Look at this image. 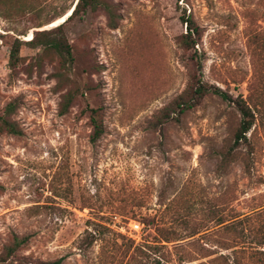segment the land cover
<instances>
[{"label":"rangeland","instance_id":"obj_1","mask_svg":"<svg viewBox=\"0 0 264 264\" xmlns=\"http://www.w3.org/2000/svg\"><path fill=\"white\" fill-rule=\"evenodd\" d=\"M72 2L0 0V113L12 103L21 129L0 133V251L18 235L27 241L14 264H125L124 248L144 243L166 264H222L235 249L258 264L248 255L264 250V125L222 167L240 118L234 104L207 93L176 119L162 111L193 71L247 95L246 32L264 31V0H101L63 24L72 63L59 81L55 53L15 41L53 28ZM183 12L200 30L196 52L177 44ZM88 107L101 110L95 142Z\"/></svg>","mask_w":264,"mask_h":264},{"label":"trees","instance_id":"obj_2","mask_svg":"<svg viewBox=\"0 0 264 264\" xmlns=\"http://www.w3.org/2000/svg\"><path fill=\"white\" fill-rule=\"evenodd\" d=\"M101 0H73V2L65 8L60 14L56 15L47 22L51 24L59 18L66 16L70 11V14L64 21L59 23L50 29L34 30L32 36L27 41H20L16 39V44L24 42L30 47H43L46 51H51L58 56L59 71L56 73L58 80L60 81L65 73H68L71 69L72 63V47L69 44L66 35L64 33L63 24L70 20L75 15H78L87 10H94L99 6ZM73 7V8H72ZM72 8V10H71ZM58 17V18H57ZM181 21L185 24V32L182 33L177 40L179 47L183 49H194L198 43L200 37V30L191 14H183L180 16ZM111 26H115V21H111ZM46 24V25H47ZM247 40L248 48L250 50L251 57V76L247 84V95L244 97L242 94L233 96L228 91L223 90L220 86L208 83L204 81L200 75H196L193 71L190 75V80L186 89L175 97L162 111L164 119H170L171 113L177 115L182 113L185 109L192 107L199 103L204 95L207 93H213L221 97L223 100L229 101L237 108L240 118L234 129L231 144L220 153V166H225L229 162L233 161L237 154L236 150L240 145L247 144L249 141L247 133L257 125H264V31H260L248 27ZM16 48L13 49L11 57H14ZM11 66H14L15 59H10ZM243 81V79L241 80ZM79 92L78 86H71L60 96L58 104V112L60 114L65 113L73 101L77 98ZM14 105L8 103L3 113H0V133L20 134L21 129L18 124L9 118L10 113L13 111ZM91 131L89 140L91 142L97 141L103 133V123L100 108L88 107ZM219 221L218 223H222ZM234 223L224 225V228H230ZM95 231H87L85 238L90 237L94 239ZM90 240V242H91ZM27 236L14 235L11 241L5 244L0 251V264H14L12 257L15 252L26 243ZM264 240L257 242V245L263 244ZM158 245L144 243L142 244H130L123 250V258H126L125 264H166L163 261L162 255H157ZM254 248L248 255L249 257H255L258 264H264V250ZM246 252L245 249H235L233 251L232 259L229 261V255H219L222 260V264H244L242 263L240 256L235 252ZM62 258H56L51 261H38L36 264H60Z\"/></svg>","mask_w":264,"mask_h":264},{"label":"bare ground","instance_id":"obj_3","mask_svg":"<svg viewBox=\"0 0 264 264\" xmlns=\"http://www.w3.org/2000/svg\"><path fill=\"white\" fill-rule=\"evenodd\" d=\"M69 13H70V12H69ZM69 13H68L66 16H64V17H62V18H60V19H58L57 21H54L53 23L47 25L46 27H52V26H55V25L61 23V22H62V21H63L68 15H69ZM31 36H32V33L30 34V36H29L28 39H30Z\"/></svg>","mask_w":264,"mask_h":264},{"label":"water","instance_id":"obj_4","mask_svg":"<svg viewBox=\"0 0 264 264\" xmlns=\"http://www.w3.org/2000/svg\"><path fill=\"white\" fill-rule=\"evenodd\" d=\"M72 8H73V7H72ZM72 8H71V10H72ZM70 12H71V11H70ZM69 14H70V13H69ZM65 19H66V18H65ZM65 19H64V20H65ZM64 20H63V21H64ZM55 26H56V25H55Z\"/></svg>","mask_w":264,"mask_h":264}]
</instances>
